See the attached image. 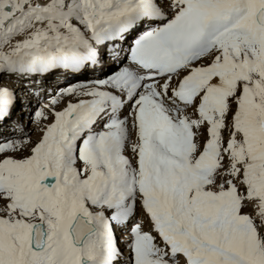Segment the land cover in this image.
I'll return each instance as SVG.
<instances>
[{
	"label": "snow or ice",
	"instance_id": "obj_1",
	"mask_svg": "<svg viewBox=\"0 0 264 264\" xmlns=\"http://www.w3.org/2000/svg\"><path fill=\"white\" fill-rule=\"evenodd\" d=\"M0 264H264V0H0Z\"/></svg>",
	"mask_w": 264,
	"mask_h": 264
}]
</instances>
